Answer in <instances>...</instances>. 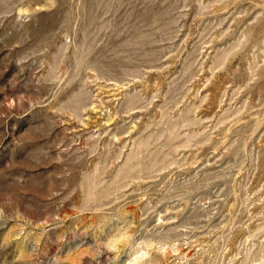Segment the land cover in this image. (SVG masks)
<instances>
[{"label": "rangeland", "instance_id": "obj_1", "mask_svg": "<svg viewBox=\"0 0 264 264\" xmlns=\"http://www.w3.org/2000/svg\"><path fill=\"white\" fill-rule=\"evenodd\" d=\"M0 264H264V0H0Z\"/></svg>", "mask_w": 264, "mask_h": 264}]
</instances>
